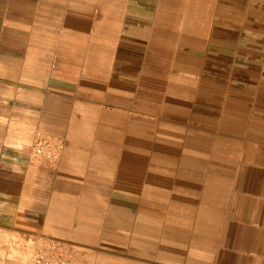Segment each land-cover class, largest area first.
<instances>
[{
    "label": "crops",
    "instance_id": "crops-1",
    "mask_svg": "<svg viewBox=\"0 0 264 264\" xmlns=\"http://www.w3.org/2000/svg\"><path fill=\"white\" fill-rule=\"evenodd\" d=\"M38 250L264 264V0H0V264Z\"/></svg>",
    "mask_w": 264,
    "mask_h": 264
},
{
    "label": "built area",
    "instance_id": "built-area-1",
    "mask_svg": "<svg viewBox=\"0 0 264 264\" xmlns=\"http://www.w3.org/2000/svg\"><path fill=\"white\" fill-rule=\"evenodd\" d=\"M63 149V140L57 136L38 132L34 136L30 151L34 157L54 163ZM33 264H78L71 257L61 254L47 255L43 251H36Z\"/></svg>",
    "mask_w": 264,
    "mask_h": 264
}]
</instances>
